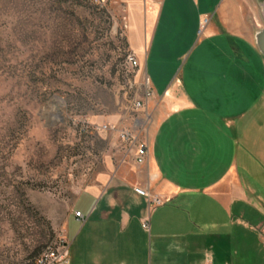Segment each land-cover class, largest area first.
<instances>
[{"label": "crops", "instance_id": "0c3cea01", "mask_svg": "<svg viewBox=\"0 0 264 264\" xmlns=\"http://www.w3.org/2000/svg\"><path fill=\"white\" fill-rule=\"evenodd\" d=\"M120 2L144 68L147 54L187 60L162 94L151 82L146 161L132 148L76 195L63 227L69 264H264V20L252 22L264 0Z\"/></svg>", "mask_w": 264, "mask_h": 264}, {"label": "rangeland", "instance_id": "374dc122", "mask_svg": "<svg viewBox=\"0 0 264 264\" xmlns=\"http://www.w3.org/2000/svg\"><path fill=\"white\" fill-rule=\"evenodd\" d=\"M124 16L120 0H0V264L64 233L78 192L135 148L120 131L151 130L147 76L158 94L181 77L187 55L126 63Z\"/></svg>", "mask_w": 264, "mask_h": 264}, {"label": "built area", "instance_id": "2783aa9c", "mask_svg": "<svg viewBox=\"0 0 264 264\" xmlns=\"http://www.w3.org/2000/svg\"><path fill=\"white\" fill-rule=\"evenodd\" d=\"M209 21V15H204L200 18L197 30L198 36H201L203 34V31L208 25ZM125 61L131 68H139L140 66L138 57L132 50L127 51L125 55ZM147 84L149 85V87L147 88L146 96H152L153 91L151 87V81L149 80L148 76ZM143 105L144 101H134V107L136 109L141 108ZM137 123L138 121L136 120V125ZM119 136L123 141H128L135 147V161L137 163H144L147 157V146L146 143L142 141V139H140L137 129H124L120 131ZM134 191L147 199L150 208L160 205L163 202V199L161 197L150 193L148 187H134ZM75 215L80 216V211H76ZM144 225L146 224L144 223ZM260 234L262 237H264V227L260 230ZM68 249L69 240L65 233H62L51 245L47 246L36 257L26 261L24 264H69Z\"/></svg>", "mask_w": 264, "mask_h": 264}, {"label": "water", "instance_id": "95a60500", "mask_svg": "<svg viewBox=\"0 0 264 264\" xmlns=\"http://www.w3.org/2000/svg\"><path fill=\"white\" fill-rule=\"evenodd\" d=\"M257 43L261 50V52L264 54V27L257 33Z\"/></svg>", "mask_w": 264, "mask_h": 264}]
</instances>
